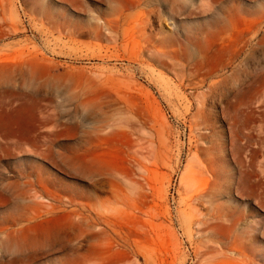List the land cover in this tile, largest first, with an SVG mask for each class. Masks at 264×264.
Here are the masks:
<instances>
[{"label":"rangeland","instance_id":"1","mask_svg":"<svg viewBox=\"0 0 264 264\" xmlns=\"http://www.w3.org/2000/svg\"><path fill=\"white\" fill-rule=\"evenodd\" d=\"M222 5L233 46L176 58L201 16L155 57L107 0H0V264H264V0Z\"/></svg>","mask_w":264,"mask_h":264},{"label":"bare ground","instance_id":"2","mask_svg":"<svg viewBox=\"0 0 264 264\" xmlns=\"http://www.w3.org/2000/svg\"><path fill=\"white\" fill-rule=\"evenodd\" d=\"M107 1L109 2V4L114 5L112 8L110 7V10H112L113 19L106 21L104 27H107L108 29H114L115 26H119V25L132 26L131 30H125V37L128 38L131 32L134 31L133 33L134 35L136 34L139 35L140 38L145 40L148 47L151 46V50H153L151 54L155 57L157 56L168 57L170 56V54H166V52L160 51L158 49L157 47L158 43H160L159 44L160 46L162 43H164L163 40L162 41L160 40L161 42H158V40L155 39L156 43H154L155 41H152V37L147 36L145 34V31L148 30L151 27V25H154L155 23H163L164 13H171L172 15L185 14L188 17L201 16L199 18H193V19L204 20L203 25L198 24L197 26H195L196 29L193 34L184 36V41H181L180 38L176 37V41L179 42V46L182 52V54L173 52L174 56L177 58L183 54H187V52L189 51H194V53H196L198 56L205 57L208 54L213 53L214 52L213 49L215 48H221V50L223 51L228 48H231L235 40L236 20H238V18L240 17L242 18V14L244 12V10L237 7H230L228 5L223 6L222 0H197V2L193 0H157L159 2V5L163 9L161 12L151 10L147 14L146 12L141 11L139 14L135 15L132 13L133 11L141 10L143 9V6H145L146 8L153 6V2H152L153 0H107ZM263 16L261 17V20H264ZM131 41L134 42V40ZM220 87L221 85L219 83L210 85L209 86L210 93L214 94ZM123 99L122 101L125 100ZM217 180L218 178L215 181ZM95 187L99 189L100 192L103 193L104 187L102 186L101 183H95ZM83 197H86V199L89 201L92 200V197H89L88 195ZM70 203L71 205H73V201H71ZM218 214H219L218 219L221 220L223 218L222 213L219 212ZM71 215L74 216L75 218H78V220L83 216L81 212H76V211H72ZM94 230H96L97 232H94ZM86 231L89 232L87 238L94 240L99 238V236H101L102 234L107 233L106 229L98 228L93 224H88V229ZM61 243L64 244L63 241H61Z\"/></svg>","mask_w":264,"mask_h":264}]
</instances>
